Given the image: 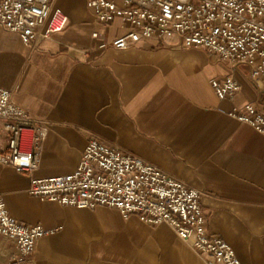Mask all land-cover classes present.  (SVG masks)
<instances>
[{"label":"crops","instance_id":"1","mask_svg":"<svg viewBox=\"0 0 264 264\" xmlns=\"http://www.w3.org/2000/svg\"><path fill=\"white\" fill-rule=\"evenodd\" d=\"M68 15L63 31L26 44L0 24V86L48 128L36 175L77 168L88 141L97 138L132 152L203 192L209 230L224 238L245 264H264V133L231 113L264 101L252 66L233 72L241 88L221 99L211 84L230 64L178 36L111 42L128 26L101 23L87 0H50ZM122 5L123 0H113ZM99 36L94 37L93 33ZM106 43V46H102ZM0 132V151L7 148ZM30 175L0 162V194L19 222L52 232L32 256L0 240V264H209L168 224L150 225L108 206L75 207L28 192Z\"/></svg>","mask_w":264,"mask_h":264},{"label":"built area","instance_id":"2","mask_svg":"<svg viewBox=\"0 0 264 264\" xmlns=\"http://www.w3.org/2000/svg\"><path fill=\"white\" fill-rule=\"evenodd\" d=\"M87 6L101 23L120 18L128 26L125 35L111 42L115 48L178 36L185 47L205 48L229 62L231 73L211 80L221 99H233L239 92L233 72L243 62L252 66L251 80L264 93V0H123L122 5L87 0ZM68 20L61 8L51 10L50 0H0V24L19 33L26 44L40 34L48 38L63 31ZM13 94L0 86V132L8 139L0 162L30 175L31 195L63 206L117 208L125 217L135 214L150 225L166 223L198 253H208L209 264H245L230 243L210 232L200 188L116 145L92 138L73 171L36 175L38 150L48 128L39 125ZM231 114L264 133V101L248 103ZM51 232L42 224L16 220L0 194V240H13L22 260L32 256L38 239Z\"/></svg>","mask_w":264,"mask_h":264}]
</instances>
